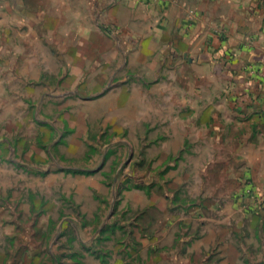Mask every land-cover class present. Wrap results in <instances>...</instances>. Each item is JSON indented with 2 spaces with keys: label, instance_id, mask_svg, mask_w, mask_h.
Here are the masks:
<instances>
[{
  "label": "rangeland",
  "instance_id": "374dc122",
  "mask_svg": "<svg viewBox=\"0 0 264 264\" xmlns=\"http://www.w3.org/2000/svg\"><path fill=\"white\" fill-rule=\"evenodd\" d=\"M49 1L22 0L24 56L0 73V264H264L224 85L145 50L110 3Z\"/></svg>",
  "mask_w": 264,
  "mask_h": 264
},
{
  "label": "crops",
  "instance_id": "0c3cea01",
  "mask_svg": "<svg viewBox=\"0 0 264 264\" xmlns=\"http://www.w3.org/2000/svg\"><path fill=\"white\" fill-rule=\"evenodd\" d=\"M14 1L12 7V0H0V73L11 57L24 56L22 0ZM89 1L95 0L79 6L90 8ZM99 1L111 4L117 28H128L145 50L173 59L197 84L205 76L207 84L224 85L221 103L238 137L239 164L264 186V0Z\"/></svg>",
  "mask_w": 264,
  "mask_h": 264
}]
</instances>
